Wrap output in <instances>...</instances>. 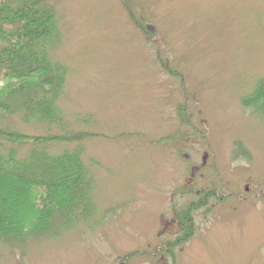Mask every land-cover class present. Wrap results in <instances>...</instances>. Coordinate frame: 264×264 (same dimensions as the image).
<instances>
[{
	"label": "rangeland",
	"instance_id": "rangeland-1",
	"mask_svg": "<svg viewBox=\"0 0 264 264\" xmlns=\"http://www.w3.org/2000/svg\"><path fill=\"white\" fill-rule=\"evenodd\" d=\"M46 2L92 212L0 264H264V0Z\"/></svg>",
	"mask_w": 264,
	"mask_h": 264
},
{
	"label": "trees",
	"instance_id": "trees-1",
	"mask_svg": "<svg viewBox=\"0 0 264 264\" xmlns=\"http://www.w3.org/2000/svg\"><path fill=\"white\" fill-rule=\"evenodd\" d=\"M46 1L0 0V248L57 238L92 212L89 134L59 106L67 74L50 55L60 30Z\"/></svg>",
	"mask_w": 264,
	"mask_h": 264
},
{
	"label": "flooded vegetation",
	"instance_id": "flooded-vegetation-1",
	"mask_svg": "<svg viewBox=\"0 0 264 264\" xmlns=\"http://www.w3.org/2000/svg\"><path fill=\"white\" fill-rule=\"evenodd\" d=\"M206 158H207V155L204 153V155H202L201 156V165L200 166H202V167H204L205 166V163H206ZM199 167H198V165H197V163H195L193 166H192V171L193 172H195L197 169H198ZM202 190V192L204 191V189H201ZM208 190H210V188H208ZM214 191H212L211 193H207V194H205V196H209V197H211V194H214V195H217V193L215 192V189H213ZM201 191H198V198L201 196V193H202ZM200 194V195H199ZM203 194V193H202Z\"/></svg>",
	"mask_w": 264,
	"mask_h": 264
}]
</instances>
